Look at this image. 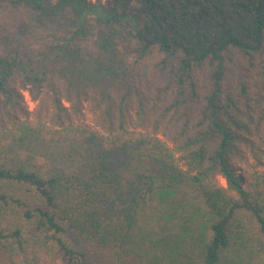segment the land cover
I'll return each instance as SVG.
<instances>
[{
  "label": "trees",
  "instance_id": "1",
  "mask_svg": "<svg viewBox=\"0 0 264 264\" xmlns=\"http://www.w3.org/2000/svg\"><path fill=\"white\" fill-rule=\"evenodd\" d=\"M68 237L264 262V0H0V248L82 264Z\"/></svg>",
  "mask_w": 264,
  "mask_h": 264
},
{
  "label": "rangeland",
  "instance_id": "2",
  "mask_svg": "<svg viewBox=\"0 0 264 264\" xmlns=\"http://www.w3.org/2000/svg\"><path fill=\"white\" fill-rule=\"evenodd\" d=\"M95 1V0H91ZM104 1V0H102ZM35 28V36L43 37L46 34L45 33H56L59 35L60 33H65L69 30V25L67 21L64 19H57L53 22H46L42 23L40 26H34ZM123 46V44H122ZM120 45V49L122 52H125L127 55V60L131 62L134 58L133 54L131 52H127L123 47ZM156 61V58H149L145 59L142 62L143 67L150 66L153 62ZM25 102L27 104L28 109L31 111L35 107V103L31 101L28 94L26 92H23ZM2 226L4 227V223L2 222ZM71 241H73V244L75 245L76 249H78L80 252L84 253L83 261H81L82 264H139L138 260L135 258L127 259L124 263H121L117 260V258L114 256L113 252L110 249L107 248H99L96 245L84 241L79 238H72L68 237ZM14 259L18 261H22L24 259L28 260L30 264H65L61 258L54 252L53 249L45 248L44 250L38 249L35 246L32 245H26L24 253H20V255H17L14 257ZM0 264H12L11 260L8 259V257L2 253V250L0 248ZM252 264H257L252 263ZM258 264H264L263 261H258Z\"/></svg>",
  "mask_w": 264,
  "mask_h": 264
}]
</instances>
